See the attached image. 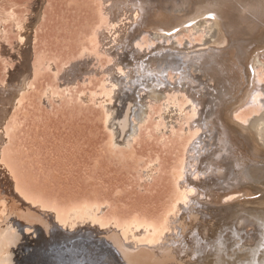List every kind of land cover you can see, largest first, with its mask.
Returning a JSON list of instances; mask_svg holds the SVG:
<instances>
[{
	"label": "bare ground",
	"instance_id": "bare-ground-1",
	"mask_svg": "<svg viewBox=\"0 0 264 264\" xmlns=\"http://www.w3.org/2000/svg\"><path fill=\"white\" fill-rule=\"evenodd\" d=\"M26 1L33 10L29 15L38 18L44 0ZM105 2L113 21L108 49L117 54L108 75L114 99L105 117L111 126L109 143L114 146L120 136L139 127L141 95L154 92L145 100L149 103L158 88L171 81L169 75L163 78L169 71L176 72L173 99L188 95L192 116L204 133L196 134L199 140L178 161L170 202L160 214L103 216L104 207L96 201L59 203L21 178L15 156L6 150L10 133L7 136L5 129L8 114L21 99L15 87L0 82V210L6 212L0 215V235L10 225L21 232L25 226L33 228L34 222L21 215L25 213L39 229L45 226L46 234L69 240L63 247L72 248L78 259L69 238L79 232L84 237L80 246L87 240L89 251L111 253L116 264H264V82L257 66L264 54V0ZM11 11L8 16L14 19L16 11ZM201 17L213 21L211 37H178ZM145 32L151 36L147 44L136 39ZM31 37L22 35L15 45H2L1 56L17 61L16 68L6 65L8 82L32 68ZM251 99L257 102L254 116L238 115ZM210 134L211 139H201ZM13 233L8 230L0 239V264L12 262L9 245L19 236Z\"/></svg>",
	"mask_w": 264,
	"mask_h": 264
},
{
	"label": "rangeland",
	"instance_id": "rangeland-1",
	"mask_svg": "<svg viewBox=\"0 0 264 264\" xmlns=\"http://www.w3.org/2000/svg\"><path fill=\"white\" fill-rule=\"evenodd\" d=\"M14 1L19 4L0 0V50L5 41L15 45L19 36L32 35L33 66L19 80L10 78L8 82L6 65L15 67L17 61L4 58L0 53V82L5 83L2 86L15 87L21 99L5 122L7 136L10 133L6 150L15 156L21 178L38 193L59 203L96 201L104 207L103 216L160 214L174 190V170L179 168L181 159L187 157L192 144L199 140L196 134L204 133L199 121L192 116L188 95L173 99L175 90L178 91L172 84L176 81V72L163 75L164 79L169 75L171 83L158 88L149 103L145 100L154 92L147 90L141 95L144 112L141 119H137L139 127L129 135L120 136L113 146L109 143L111 126L107 125L105 117L109 116V105L114 102L110 97L113 88L108 75L117 54L108 49L107 32L113 21L106 13L105 0H44L41 15L35 19L34 15H29L33 10L26 0ZM11 9L16 11L14 19L8 16ZM214 32L213 21L201 17L183 28L178 37L183 41L203 40ZM140 36L136 38L138 41L150 43L151 36L147 32ZM257 66L264 82V54L257 58ZM256 108L257 102L251 99L237 113L252 118ZM212 137L213 134L203 135L201 139ZM184 175L182 171L181 176ZM5 213L0 210V215ZM21 215L34 222L33 228L25 226L21 232L15 227L11 229L10 225L0 235L1 239L8 230L19 235L14 244L9 245L13 251L11 264H112L114 260L116 264L111 253L103 251L106 258L101 251H89L87 240L80 246L78 242L84 237L79 236V232L69 238L74 240L78 259L72 248L63 247L69 240L53 238L50 232L45 233V226L40 230L34 225L33 217ZM3 220L1 217L0 221ZM48 238L52 240L46 242Z\"/></svg>",
	"mask_w": 264,
	"mask_h": 264
},
{
	"label": "water",
	"instance_id": "water-1",
	"mask_svg": "<svg viewBox=\"0 0 264 264\" xmlns=\"http://www.w3.org/2000/svg\"><path fill=\"white\" fill-rule=\"evenodd\" d=\"M50 239H51V238H50ZM115 253H116V252H115ZM116 254H117V253H116ZM116 254H115V256H117Z\"/></svg>",
	"mask_w": 264,
	"mask_h": 264
}]
</instances>
